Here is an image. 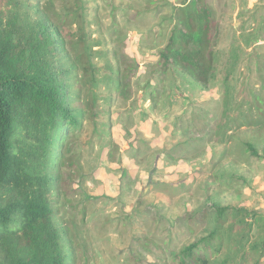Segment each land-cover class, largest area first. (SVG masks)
Returning a JSON list of instances; mask_svg holds the SVG:
<instances>
[{"label":"rangeland","instance_id":"1","mask_svg":"<svg viewBox=\"0 0 264 264\" xmlns=\"http://www.w3.org/2000/svg\"><path fill=\"white\" fill-rule=\"evenodd\" d=\"M18 2L20 10H3L4 23L25 33L48 26L57 39L51 64L67 103L80 107L50 200L72 249L70 264H179L174 255L211 231V201L264 219V153L250 158L242 145L252 140L263 149L264 128L240 127L250 102L238 97L242 89L253 97L264 85L257 80L264 47H251L253 36L264 40V0H207L221 32L208 88L177 68L158 82V53L182 0ZM81 15L97 86L73 67L72 52L82 50L70 46L77 40L72 22ZM57 19L60 28L52 29ZM226 78L236 97L228 118L221 113ZM254 261L249 255L243 264Z\"/></svg>","mask_w":264,"mask_h":264},{"label":"trees","instance_id":"2","mask_svg":"<svg viewBox=\"0 0 264 264\" xmlns=\"http://www.w3.org/2000/svg\"><path fill=\"white\" fill-rule=\"evenodd\" d=\"M30 4L28 7L38 5ZM9 6L20 10L21 2L0 0V264H70L72 249L55 220L57 212L50 200L60 184L65 139L81 123L77 117L80 107L67 103L61 73L51 64L50 59L56 58L57 39L50 37L48 26L42 24L39 31L25 33L12 23H4L3 10ZM174 16L167 44L158 53V82H164L167 72L177 68L198 86L208 88L220 60L216 49L220 22L207 0H182ZM82 21L81 15L72 22L79 33L70 37L77 39L70 41V46L72 51L75 47L82 50V54L72 52L73 67L82 77H92L97 86L94 46L81 33L85 29ZM58 24L57 19L52 29L58 30ZM251 41L252 49L264 47L260 45L264 40L260 43L256 36ZM262 62L264 66V57ZM259 77L257 80L263 82L264 76ZM223 86L221 113L228 118L235 110L236 101H232L236 97L229 91L228 78ZM262 92L264 85L253 97L251 92L239 91L240 103L250 102L239 124L248 133L263 132ZM240 103L237 107L242 114ZM242 145L250 158L262 159L264 146L259 149L252 140ZM207 207L206 220L212 229L174 255L179 264H243L249 255L256 256L255 264H264V219L255 212L218 202L211 201ZM230 242L236 244L231 246Z\"/></svg>","mask_w":264,"mask_h":264}]
</instances>
